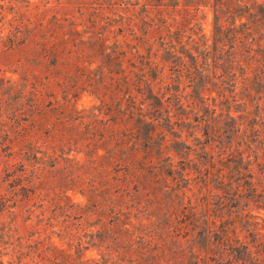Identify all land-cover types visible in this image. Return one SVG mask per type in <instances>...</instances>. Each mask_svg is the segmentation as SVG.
<instances>
[{
	"label": "trees",
	"instance_id": "obj_1",
	"mask_svg": "<svg viewBox=\"0 0 264 264\" xmlns=\"http://www.w3.org/2000/svg\"><path fill=\"white\" fill-rule=\"evenodd\" d=\"M164 1L145 0L139 8V2H128L123 7L127 16L107 18L105 25H100L104 27H96V18L83 30H78L74 21L51 18L21 38L11 39V45H19L23 51L19 72L30 89L31 124L40 132L38 136L43 133L49 138L53 151L74 146L83 154L82 162L68 159L79 172L69 180L88 201L86 211L96 217L95 224L100 228L98 246L107 236L113 241L129 242L131 228L142 233L147 228L143 220L150 222L155 218L160 236H180L189 243L187 251L176 245L173 251L176 258L171 264H264V238L249 233L253 245L241 241L235 223L242 217L230 212L227 215L231 219H228L220 211L233 207L234 198L244 195L242 185L250 187L246 189L247 196H255L254 201L264 206V196L256 192L253 173L248 170L249 162H244L241 152L237 153V164L242 165L238 168L244 170L237 179L245 178L243 184H237L231 193L230 187L225 189L230 184L224 183L223 176L217 186L222 195H216L215 207L208 202L212 194L207 189L208 194L203 195L204 203L198 210L186 196L185 185H180L181 179L186 180L184 160L188 159L191 146L185 141L178 143L185 149V159L179 161L181 168L175 171L160 124L161 120L170 123V116L163 118L168 113L166 102L174 96L169 90L178 89L185 79L188 84L183 85V90L190 88L204 103L203 95L212 91L215 68H219L222 73L217 77L224 78L221 85L227 86L223 85L218 92L220 95L224 90L233 93L234 84L225 77L236 64L235 41L244 43L249 38L254 41L251 27L264 21V0H211L212 52L200 54L199 27L189 17L185 24L188 34L185 43L180 44L182 31H172L177 21L175 16H170L174 11L180 12L176 9L178 0L174 4H170L174 0ZM169 5L173 10H167ZM243 18L247 21H241ZM121 21L123 24L115 32L113 23ZM176 43L180 44L179 49ZM206 57L212 61L211 67ZM263 58L261 54L256 61ZM166 68L177 73L172 85L166 81ZM245 74L247 71L243 69V82L248 80ZM255 78H258L256 74ZM244 83L246 95L252 97L253 84ZM83 93L92 97L94 103L78 110L76 101ZM174 98L178 99L177 95ZM212 101L215 106V99ZM203 111L214 114L215 108L206 105ZM226 117L233 120L229 110ZM64 118L80 121L67 127ZM239 131L240 127L235 126V132ZM254 131L258 138V130ZM209 133L206 127V141L215 136ZM203 147L198 155L203 161L196 163V171L198 181L208 188L212 174L206 165L212 155ZM224 199L228 201L224 203ZM134 219L137 224L133 223ZM139 237L142 241L139 259L144 264H165L169 249L151 246L152 239H146L145 234ZM253 247L256 251H252Z\"/></svg>",
	"mask_w": 264,
	"mask_h": 264
},
{
	"label": "rangeland",
	"instance_id": "obj_2",
	"mask_svg": "<svg viewBox=\"0 0 264 264\" xmlns=\"http://www.w3.org/2000/svg\"><path fill=\"white\" fill-rule=\"evenodd\" d=\"M144 1L0 0V264H144L139 259L141 234H145L146 239H152L151 246L162 245L169 249L165 264H171L175 260L176 254L173 251L175 252L177 244L186 251L189 249L186 248L189 245L187 239L180 236H160V229L157 230L158 220L155 218L150 222L143 220L147 228L142 233L131 228L129 242L113 241L107 236L105 242L98 246L97 234L100 233V228L95 224L96 217L90 215L89 210L86 211L88 201L69 180L77 177L79 172L74 170L68 159L82 162L84 156L74 146L53 151L49 138L43 133L38 136L40 132L36 131V126L33 127L29 117L30 89L20 78L23 51L19 45L12 46L10 41L21 38L37 24H44L51 18L74 21L78 30L90 27L93 24L91 21L96 18L94 22L98 28L105 25L107 18H125L127 14L123 7L128 2H139V8ZM171 3L174 4L175 0ZM211 4V0H178L176 9L180 12L170 14L177 21L172 31H182L180 44L185 43L188 34L185 24L192 17V24L199 27L201 34L198 54L203 51L212 52ZM167 10H173L172 6L169 5ZM100 18L103 20L100 21ZM241 21L247 20L243 18ZM123 22L113 23V30L117 32L116 27ZM251 28L254 41L251 42V38L244 43L235 41L233 51L236 64L225 77L234 84L233 93L224 90V97L218 92L223 85L227 86L225 83L221 85L224 78L217 77L222 73L219 68H215V79L212 80L215 85H210L212 91L203 95L206 100L204 103L192 94L190 88L183 90V85L188 84L187 79L178 89L169 90V94L177 95L178 99L173 96L166 102L168 113H164L163 118L170 116L171 119L170 123L161 120V129L165 132L168 154L175 164V171L181 168L179 161L185 159V149L178 143L185 141L191 146L189 157L184 160L183 173L186 180L181 179L180 185H185L186 196L191 198L192 205H197L198 210L204 203L203 195L208 194L207 189L212 194L208 202L212 208L215 207L213 203L218 200L216 195H222L217 186L223 176L224 183L230 184L225 189L230 187L231 193L235 191L237 184H243L245 178L237 179L244 172L242 168H238L242 166L237 164L239 156L236 154L239 152L242 153L244 162H249L248 170L253 173L256 192L264 196V58L256 61L261 54L264 55V21ZM38 29L39 26L36 30ZM151 34L154 38L157 37L155 32ZM180 44H177V49ZM257 44L261 45L260 48ZM205 59L211 67L210 58ZM243 69H246L247 74L244 76L248 78L244 82L253 84L252 97L246 95ZM255 74L258 78H255ZM176 75L177 73H171L166 68L167 83H171ZM212 98L215 99V106L212 105ZM224 99H227V103ZM220 101L223 103L219 104ZM93 103L94 99L83 93L76 101V108H89ZM206 105L210 109L215 108L214 114L203 111V106ZM227 110L233 120L226 117ZM64 121L68 122L67 127H73L80 120L64 118ZM235 126L240 127L239 132H235ZM206 127L209 134L215 135L209 141H206L208 136L204 134ZM254 130H258V138ZM203 146L212 155L211 161L206 165L212 174L209 176L208 188L198 181L196 171V163L203 161L198 156L201 155ZM174 175L177 176L178 173ZM246 189L250 187L242 185L244 195L234 198L233 207L227 206L220 211L228 219H231L232 214L242 217L239 223H235L240 240L253 245L249 233H257L264 238V206L254 201L252 197L255 196H247L249 191ZM227 201L224 199V203ZM230 212L231 215L228 216L227 213ZM133 223L137 224V220L134 219ZM252 251H256V248L253 247Z\"/></svg>",
	"mask_w": 264,
	"mask_h": 264
}]
</instances>
